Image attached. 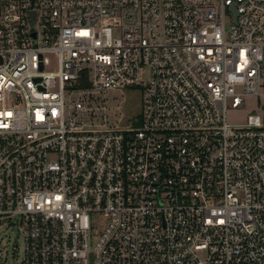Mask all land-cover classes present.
<instances>
[{
    "label": "built area",
    "instance_id": "2783aa9c",
    "mask_svg": "<svg viewBox=\"0 0 264 264\" xmlns=\"http://www.w3.org/2000/svg\"><path fill=\"white\" fill-rule=\"evenodd\" d=\"M263 88L264 0H0L21 264H264V123L228 120ZM126 89L138 118L109 120Z\"/></svg>",
    "mask_w": 264,
    "mask_h": 264
},
{
    "label": "rangeland",
    "instance_id": "374dc122",
    "mask_svg": "<svg viewBox=\"0 0 264 264\" xmlns=\"http://www.w3.org/2000/svg\"><path fill=\"white\" fill-rule=\"evenodd\" d=\"M264 93V88H263ZM108 107L118 111L109 113V120H121L123 124L136 120L140 114L141 101L138 90L126 89L123 91H106L101 94ZM258 114L264 123V106L255 97H249L245 100L244 109L231 110L228 113V120L231 124H242L247 116ZM8 222H0V264H21L22 240L18 229L15 226H9ZM106 221L101 216L93 219V228L99 233L104 229Z\"/></svg>",
    "mask_w": 264,
    "mask_h": 264
},
{
    "label": "water",
    "instance_id": "95a60500",
    "mask_svg": "<svg viewBox=\"0 0 264 264\" xmlns=\"http://www.w3.org/2000/svg\"><path fill=\"white\" fill-rule=\"evenodd\" d=\"M232 11H234L233 8H232Z\"/></svg>",
    "mask_w": 264,
    "mask_h": 264
}]
</instances>
